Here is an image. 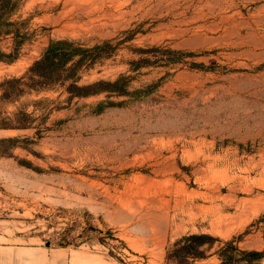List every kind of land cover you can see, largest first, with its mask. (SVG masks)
Segmentation results:
<instances>
[{"label":"rangeland","instance_id":"obj_1","mask_svg":"<svg viewBox=\"0 0 264 264\" xmlns=\"http://www.w3.org/2000/svg\"><path fill=\"white\" fill-rule=\"evenodd\" d=\"M13 18L0 264H264V0H22ZM59 38L105 44L79 85L124 74L133 93L7 82Z\"/></svg>","mask_w":264,"mask_h":264},{"label":"trees","instance_id":"obj_2","mask_svg":"<svg viewBox=\"0 0 264 264\" xmlns=\"http://www.w3.org/2000/svg\"><path fill=\"white\" fill-rule=\"evenodd\" d=\"M22 0H0V60L14 61L18 57L20 46L25 42L26 35L22 31L19 18L14 19L17 14ZM12 35L15 40V47L12 51H6L2 46V40ZM108 43V42H106ZM105 44H97L93 47H84L78 41L69 38H59L50 41L43 51L41 57L27 69V71L19 77H13L7 82L18 83V91L26 90L40 91L43 89L54 88L58 84L65 85L67 82V90L70 97L75 95L85 96L90 94H99L108 92V94H132L128 89L126 76L121 74L115 80H97L90 84L79 85L81 79L80 72L84 69H90L98 61L107 55L102 51ZM27 79V80H26ZM23 85V86H21ZM10 95V94H9ZM104 102L99 103L101 106ZM17 137H7L0 139V142L15 143ZM206 234H191L185 236L184 240L192 242L193 240L202 239ZM231 245V243H228ZM190 246V247H187ZM177 250L176 254L185 256L198 257L194 253L192 244H187ZM250 255L257 259L263 257L261 251H249ZM221 262L217 264H235V257L232 253L227 252L226 248L220 249Z\"/></svg>","mask_w":264,"mask_h":264}]
</instances>
